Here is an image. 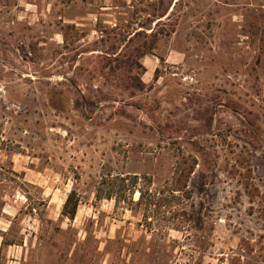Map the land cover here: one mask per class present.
I'll list each match as a JSON object with an SVG mask.
<instances>
[{
  "label": "rangeland",
  "instance_id": "374dc122",
  "mask_svg": "<svg viewBox=\"0 0 264 264\" xmlns=\"http://www.w3.org/2000/svg\"><path fill=\"white\" fill-rule=\"evenodd\" d=\"M162 2L0 0V264H264V0ZM160 20L175 31L128 101L84 63L92 52L72 62L102 31ZM64 23L82 34L69 48ZM98 89L115 100L87 117L75 102ZM172 139L201 141L209 163L200 156L171 207L96 198L122 173L152 181L146 199L172 197L178 156L197 153Z\"/></svg>",
  "mask_w": 264,
  "mask_h": 264
},
{
  "label": "trees",
  "instance_id": "16d2710c",
  "mask_svg": "<svg viewBox=\"0 0 264 264\" xmlns=\"http://www.w3.org/2000/svg\"><path fill=\"white\" fill-rule=\"evenodd\" d=\"M163 0H161V3ZM169 8H166L163 12H154V18L163 17ZM134 32H122L116 31V28L102 31L103 35L100 39L93 42L92 45L77 50V52L71 57L72 62L76 60L77 55L81 53H90L84 58V63L87 61L91 66L92 71L104 77L106 81H110L113 85L114 82H118L116 85L119 89V95H126L125 100L128 101L136 95L137 91H144L146 83L142 78V75L146 72V66L143 63L144 57L147 55H154L158 43L162 36H170L174 31V27H166V25L160 21L157 22V27L153 28L151 32H147L145 26ZM61 33L64 38L63 47L69 48L74 46V43L82 37L80 29L77 28L74 23H64L61 26ZM101 42L103 49L97 48V44ZM93 45L96 48L92 47ZM76 47V46H75ZM78 48V46L76 47ZM75 48V49H76ZM121 48V50H120ZM33 49V48H32ZM74 50V49H73ZM99 51V52H95ZM88 66V67H89ZM69 83L71 87L78 85L76 77H70ZM96 91V92H94ZM113 94L105 92L103 89L93 90L92 95L83 94L76 100L75 106L86 112L87 117H90L89 112L92 111L99 102L115 100ZM96 97V98H95ZM122 106L119 109L120 113H124L125 110ZM141 108V105L139 106ZM144 107V106H143ZM146 107V106H145ZM146 109L152 115V110ZM169 125L159 124L157 127V133L160 138L164 135ZM191 142L196 148V154L186 155L183 152L178 156L176 165L173 169V176L177 175L176 179L172 180L175 183V187L171 189L172 197L161 196L164 190H160V195L154 194L151 198H147L149 194L148 184L151 180H148L145 175L143 178L148 180L140 186V176L138 174H118L115 180L103 178L101 185L96 190V198L101 199H116V207L121 201L128 200L129 205L136 204L142 205L145 201L149 204H153L160 207L169 208L172 206L176 196V191H183L189 181L190 175L195 170V167L200 163V156L203 158V163H209L207 151L201 145L199 140H187V139H172V144L179 145L178 147L183 149V143ZM139 192V198L135 202L134 194ZM164 197V198H163ZM163 198V201L161 200ZM80 203V197L75 190H72L63 205L62 215L64 218L73 220L77 214L78 206ZM200 264V263H199ZM238 264V263H233Z\"/></svg>",
  "mask_w": 264,
  "mask_h": 264
}]
</instances>
